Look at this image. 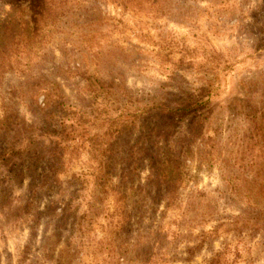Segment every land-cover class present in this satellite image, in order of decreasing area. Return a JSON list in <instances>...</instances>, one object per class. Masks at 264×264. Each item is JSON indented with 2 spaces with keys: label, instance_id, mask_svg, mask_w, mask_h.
<instances>
[{
  "label": "rangeland",
  "instance_id": "obj_1",
  "mask_svg": "<svg viewBox=\"0 0 264 264\" xmlns=\"http://www.w3.org/2000/svg\"><path fill=\"white\" fill-rule=\"evenodd\" d=\"M2 64L0 264H264V0H0Z\"/></svg>",
  "mask_w": 264,
  "mask_h": 264
},
{
  "label": "trees",
  "instance_id": "obj_2",
  "mask_svg": "<svg viewBox=\"0 0 264 264\" xmlns=\"http://www.w3.org/2000/svg\"><path fill=\"white\" fill-rule=\"evenodd\" d=\"M58 11H59V6H56V4L49 2V1H42V3L40 4V6L37 8L36 12H35V26H36V30H42L44 31L46 26H49L50 20L51 19H56L55 16H58ZM33 15V10L32 13ZM27 14L24 13V11H22V13L20 14V17L18 18L20 25L24 24L25 22H23L22 20L24 19V16H26ZM32 17L30 16L29 20L27 19V24H29V22H32ZM26 24V23H25ZM34 25V24H33ZM19 26L13 24V27ZM15 29V28H14ZM13 29V34L16 31V29ZM9 36L12 35V30L11 29H7L6 31ZM5 64L0 65V69L4 70L6 68H4ZM100 85L99 87H104L108 84H106L105 82H102L101 80H98V78L96 77H92L90 78V85L94 88V85ZM113 85V84H110ZM6 124H8V120H2L0 121V132H2V129H5L4 131H8L9 127H6ZM12 151H15L13 147H11ZM18 154H12V156H17Z\"/></svg>",
  "mask_w": 264,
  "mask_h": 264
}]
</instances>
